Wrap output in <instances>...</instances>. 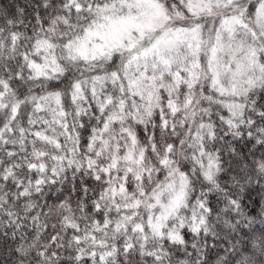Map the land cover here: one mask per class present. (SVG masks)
<instances>
[{
  "label": "snow or ice",
  "instance_id": "snow-or-ice-1",
  "mask_svg": "<svg viewBox=\"0 0 264 264\" xmlns=\"http://www.w3.org/2000/svg\"><path fill=\"white\" fill-rule=\"evenodd\" d=\"M0 264H264V0H0Z\"/></svg>",
  "mask_w": 264,
  "mask_h": 264
},
{
  "label": "trees",
  "instance_id": "trees-1",
  "mask_svg": "<svg viewBox=\"0 0 264 264\" xmlns=\"http://www.w3.org/2000/svg\"><path fill=\"white\" fill-rule=\"evenodd\" d=\"M251 203H252V202H251V201H249V204H250V206H251Z\"/></svg>",
  "mask_w": 264,
  "mask_h": 264
}]
</instances>
